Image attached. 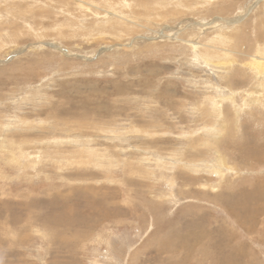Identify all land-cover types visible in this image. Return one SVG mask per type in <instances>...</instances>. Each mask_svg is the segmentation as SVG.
<instances>
[{
	"label": "rangeland",
	"instance_id": "374dc122",
	"mask_svg": "<svg viewBox=\"0 0 264 264\" xmlns=\"http://www.w3.org/2000/svg\"><path fill=\"white\" fill-rule=\"evenodd\" d=\"M258 46L264 0H0V264H264V213L202 198L264 179Z\"/></svg>",
	"mask_w": 264,
	"mask_h": 264
},
{
	"label": "bare ground",
	"instance_id": "6f19581e",
	"mask_svg": "<svg viewBox=\"0 0 264 264\" xmlns=\"http://www.w3.org/2000/svg\"><path fill=\"white\" fill-rule=\"evenodd\" d=\"M147 1V0H146ZM181 1V0H180ZM261 1V0H259ZM184 4V3H183ZM192 4V3H191ZM187 7V6H186ZM263 8V7H262ZM27 10V9H26ZM175 14H181L180 12L176 11L174 12ZM187 14V13H186ZM121 16V15H120ZM121 19H125L121 16ZM122 22V21H121ZM124 24V22H123ZM127 24V23H126ZM177 31V30H176ZM194 47H197L196 45H198V43L193 42ZM207 46H205L206 48ZM260 47H256L253 50V53H251L252 51H250L249 55H247V67L250 69V71H252L254 73L255 70H257L260 74L264 75V54L262 53L263 51L261 49H259ZM198 48H195V50H197ZM224 53H230V49H223L221 48ZM197 54H195V57H197L198 59L202 60L203 62L207 63V64H213V65H219V66H223V65H230L231 64V59H233L232 55H220L218 54L215 49H211L210 51H206L205 53H200L199 49L197 50ZM229 58L228 60L230 61H222L223 58ZM213 58H215L216 62L213 61ZM219 58V59H217ZM221 58V59H220ZM235 86V85H232ZM263 87V86H262ZM220 97V96H219ZM263 98V97H260ZM255 101V100H253ZM259 101V99H258ZM261 103V101H260ZM216 104V103H215ZM218 104V103H217ZM220 106V105H219ZM221 107V106H220ZM218 116V115H217ZM219 117V116H218ZM262 134L264 135V132H262ZM262 135V136H263ZM196 138V137H195ZM213 140V139H212ZM193 141V140H192ZM262 142V143H260ZM212 145H214V148L216 151H218L219 149L216 147V145L213 143ZM237 150H233V154L235 153L236 156L242 160L241 163H245V165H249V168H251L252 170H256L258 169V166L261 165L262 162H264V138L263 139H257V138H252V137H248L246 136V139L244 140L243 143H241L240 145H238ZM204 154V153H203ZM204 159V158H203ZM84 162V161H83ZM86 162V161H85ZM226 163V158L221 157V159H219V167L216 170V173L218 174L219 177H221L222 175H224L225 173H229L231 172L232 174H234L236 171H233V169L235 168V165H229V164H225ZM238 166V165H236ZM226 171V172H225ZM71 172V171H70ZM101 172V171H100ZM88 176V175H87ZM75 177V176H74ZM259 179L256 180L257 183H250L249 185L244 186L243 188L238 189H233L232 190V186H230L228 183L222 182V184H220L218 186V188H222V185L224 184L225 193L221 194L220 196L217 194H213L211 193L215 188H213L212 184H209L208 187H210L211 191H209V193H205V196L202 197L203 200L205 197H209V199L212 201L211 203H215V201L219 202L222 206V208H225L227 211L232 212L236 218V220L239 223H244L245 221H251V218L253 217V215L256 216V222L255 221H251V225L248 226V230H246V234H248L249 238H253L255 235L257 238L259 237V233L256 231L257 230V225L258 224H262L260 222H258L259 217L263 215L264 213V179L261 180L260 178H256ZM204 187V186H203ZM205 191V189H204ZM218 192V191H217ZM259 192V193H258ZM89 193V191H88ZM87 193V194H88ZM201 195L203 193L199 192ZM251 193V196L250 194ZM257 194H261L262 196L258 195V197L255 198V196H257ZM91 195V194H90ZM234 195H236V200L234 201ZM56 196V195H55ZM15 197V196H14ZM13 197V198H14ZM62 197V196H61ZM65 197V196H64ZM76 198V196H75ZM95 198V197H94ZM99 198V197H98ZM194 198V197H193ZM197 198V197H196ZM167 199V198H166ZM79 200V199H78ZM89 200V199H88ZM95 200V199H93ZM196 200V199H195ZM253 201H256L257 203H254ZM13 202V201H12ZM99 202V201H97ZM209 202V201H208ZM8 203V202H7ZM94 203V202H93ZM207 203V202H206ZM31 204V203H30ZM109 204V203H108ZM219 204V205H220ZM36 205V204H35ZM33 207V205H32ZM30 208V207H29ZM67 208V207H66ZM71 208V207H70ZM108 208V207H107ZM110 209V208H109ZM65 210V209H64ZM29 212V209H28ZM38 212V211H36ZM35 212V213H36ZM85 212V211H84ZM31 213V212H30ZM113 213V211H112ZM42 214V213H40ZM70 214V213H69ZM98 214V213H97ZM111 214V212H110ZM253 214V215H252ZM32 215V214H31ZM39 215V214H38ZM43 215V214H42ZM67 215V214H66ZM108 215V214H107ZM106 215V216H107ZM35 216V215H33ZM40 217V216H39ZM95 218V217H94ZM111 218V217H110ZM44 219V218H43ZM41 220V219H39ZM47 221V219H46ZM49 221V220H48ZM262 221V220H261ZM51 222V221H50ZM44 223V222H42ZM63 223V222H62ZM47 224V223H46ZM61 224V223H60ZM2 225V224H1ZM175 227V226H174ZM173 227V228H174ZM5 229V228H4ZM13 229V228H12ZM88 228H86L85 231H87ZM175 229V228H174ZM2 230V229H1ZM0 230V231H1ZM78 230V229H77ZM83 230V229H82ZM1 233V232H0ZM2 233H4L2 231ZM11 233V232H10ZM85 233V232H84ZM80 234V233H79ZM85 235V234H83ZM85 237V236H84ZM197 237V236H196ZM20 238V237H19ZM181 239H186L187 241L190 239V237L188 235L183 236ZM19 240V239H18ZM83 240V239H82ZM170 240V239H169ZM17 241V240H16ZM62 241V240H61ZM172 241V240H171ZM175 241V240H174ZM199 241V239H193V243L197 244ZM166 242V240H165ZM169 242V241H168ZM173 242V241H172ZM166 244V243H165ZM186 245V244H185ZM246 245L240 244L238 246H236L233 250H231V253H239L240 256H243L244 254L251 256V254L246 251ZM189 245L186 246H182L181 244L179 245L178 249H184V247H188ZM167 248V247H166ZM175 249H177V247H175ZM188 253L191 252L190 247L187 249ZM5 253V252H3ZM6 257V256H5Z\"/></svg>",
	"mask_w": 264,
	"mask_h": 264
}]
</instances>
